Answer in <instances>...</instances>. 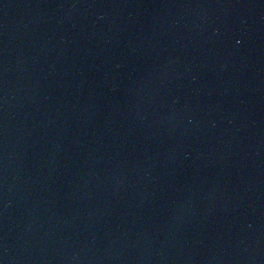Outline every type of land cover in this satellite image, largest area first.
<instances>
[{
	"label": "water",
	"instance_id": "obj_1",
	"mask_svg": "<svg viewBox=\"0 0 264 264\" xmlns=\"http://www.w3.org/2000/svg\"><path fill=\"white\" fill-rule=\"evenodd\" d=\"M0 264H264V0H0Z\"/></svg>",
	"mask_w": 264,
	"mask_h": 264
}]
</instances>
